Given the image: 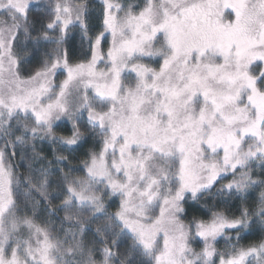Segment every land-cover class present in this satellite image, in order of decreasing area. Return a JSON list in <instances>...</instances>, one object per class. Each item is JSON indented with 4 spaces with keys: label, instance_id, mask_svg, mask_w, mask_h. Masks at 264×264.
Returning <instances> with one entry per match:
<instances>
[{
    "label": "snow or ice",
    "instance_id": "6c2138e0",
    "mask_svg": "<svg viewBox=\"0 0 264 264\" xmlns=\"http://www.w3.org/2000/svg\"><path fill=\"white\" fill-rule=\"evenodd\" d=\"M0 264H264V0H0Z\"/></svg>",
    "mask_w": 264,
    "mask_h": 264
},
{
    "label": "trees",
    "instance_id": "16d2710c",
    "mask_svg": "<svg viewBox=\"0 0 264 264\" xmlns=\"http://www.w3.org/2000/svg\"><path fill=\"white\" fill-rule=\"evenodd\" d=\"M257 238L258 237H255V236L249 237V239L248 240H245L244 243H249V242H251V241H253V240L257 239Z\"/></svg>",
    "mask_w": 264,
    "mask_h": 264
},
{
    "label": "rangeland",
    "instance_id": "374dc122",
    "mask_svg": "<svg viewBox=\"0 0 264 264\" xmlns=\"http://www.w3.org/2000/svg\"><path fill=\"white\" fill-rule=\"evenodd\" d=\"M191 215H192V214L189 215V219H191ZM220 246L222 247V244H221Z\"/></svg>",
    "mask_w": 264,
    "mask_h": 264
}]
</instances>
